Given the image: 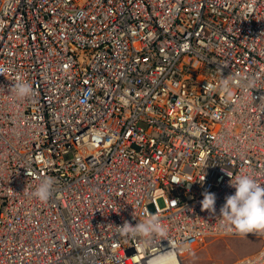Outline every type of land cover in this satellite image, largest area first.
<instances>
[{
  "label": "built area",
  "instance_id": "1",
  "mask_svg": "<svg viewBox=\"0 0 264 264\" xmlns=\"http://www.w3.org/2000/svg\"><path fill=\"white\" fill-rule=\"evenodd\" d=\"M17 75L32 97L10 91ZM227 173L264 185V0H0V264H119L111 244L138 245L114 224L150 211L180 259L210 239L263 247L221 226ZM45 177L62 192L32 204Z\"/></svg>",
  "mask_w": 264,
  "mask_h": 264
},
{
  "label": "clouds",
  "instance_id": "2",
  "mask_svg": "<svg viewBox=\"0 0 264 264\" xmlns=\"http://www.w3.org/2000/svg\"><path fill=\"white\" fill-rule=\"evenodd\" d=\"M16 83L13 84L10 91L19 99L30 98L34 95L32 85L24 82L20 75L16 76ZM239 79L236 74L223 78L220 82V90L226 94L227 101L233 99V86ZM243 87L252 89L255 86V80L249 77L242 81ZM230 179V187L235 189L234 195L225 198V204L220 208L221 226L228 232H236L239 235L247 236L250 233L264 235V185H261L251 175L238 174L234 178L227 173ZM54 178H43L35 190L33 197L41 202H47L52 197L54 191ZM190 184V183H189ZM216 200L214 193L204 192L201 201L202 210L213 215L216 214ZM145 219L140 220L136 226H132L125 221L123 226L116 227L121 237L137 240L138 254L141 251L149 250L153 254L147 255L146 264H178V253L180 251H189V247L184 245L179 247L173 242L171 250L162 251L155 241L165 240L167 229L163 226L158 214L145 212ZM155 245V247H154ZM264 257V253L260 254ZM259 257L250 264H258Z\"/></svg>",
  "mask_w": 264,
  "mask_h": 264
},
{
  "label": "rangeland",
  "instance_id": "3",
  "mask_svg": "<svg viewBox=\"0 0 264 264\" xmlns=\"http://www.w3.org/2000/svg\"><path fill=\"white\" fill-rule=\"evenodd\" d=\"M261 245L262 241L257 237L210 239L201 247L183 255L181 260L183 264H229L260 251L263 248Z\"/></svg>",
  "mask_w": 264,
  "mask_h": 264
},
{
  "label": "bare ground",
  "instance_id": "4",
  "mask_svg": "<svg viewBox=\"0 0 264 264\" xmlns=\"http://www.w3.org/2000/svg\"><path fill=\"white\" fill-rule=\"evenodd\" d=\"M205 67V66H204ZM205 70H206V67H205ZM211 71V70H210ZM209 71V72H210ZM214 76V75H213ZM235 83L237 84V85H239L240 84V81L237 79L236 81H235ZM241 86H242V88H243V91H245L246 93H247V97H251L253 94H254V92L256 91L255 89H247V88H245V87H243V85H242V83H241ZM183 89H185V86H183ZM200 104V103H199ZM196 110H200V106H198L197 107V109ZM234 140H235V138L234 137H232V140H229V144H231V142H234ZM40 142V140L39 139H37V141H36V144L38 145V143ZM38 151H39V148L37 149V151L36 152H34L33 154H32V158H34V154L35 155H37L38 154ZM206 171H207V173H208V169L205 167H202L200 170H199V172H198V174H199V177H200V179H202L203 178V175L206 173ZM53 178V177H52ZM54 181H55V183L54 184H58L59 183V180L57 179V178H54ZM35 185V183H26V189H31L33 186ZM62 192V190L60 189V188H58L57 186L55 187L54 186V191H53V193L56 195V197L58 198V196H59V194ZM235 192V191H234ZM233 192V193H234ZM26 196L30 199V201H31V203L32 204H36V203H39L40 205L42 204V202L41 201H39L38 199H31L30 198V191L29 192H26ZM70 204H71V200L70 199H67V200H63L62 199V205L63 206H66L67 207V209H69V207H70ZM189 206V202H188V204H187V207ZM150 214H153V211H150L149 212ZM156 214V213H155ZM120 215H123V213L121 212L120 213ZM116 227H120L119 225H117V224H114V229H115V231H116V233H117V235H118V237H119V234H118V229L116 228ZM117 237V238H118ZM72 240V239H71ZM137 240H138V238H137ZM137 240H132V241H130V242H133V245H137ZM208 241H210V240H208ZM165 243H166V241H164ZM59 245H62V246H65V243H63V242H61V243H59ZM119 246H120V244H118V243H115V244H111V249H112V252H113V254L116 256V257H118L119 258V264H122V262L124 261L126 264H140V262H141V258L143 257V254H144V251H141L139 254H138V251H136V255H134V256H132V255H129V254H127L126 253V248H124V247H121L120 249H119ZM259 253H264V246H263V248L260 250V251H258ZM188 254V253H187ZM260 262V264H263V261L262 260H259ZM178 264H183L182 263V260L180 259V258H178ZM212 264V263H211Z\"/></svg>",
  "mask_w": 264,
  "mask_h": 264
}]
</instances>
